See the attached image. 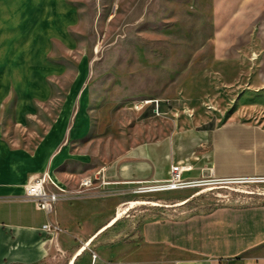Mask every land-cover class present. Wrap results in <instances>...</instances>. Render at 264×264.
I'll return each instance as SVG.
<instances>
[{"label":"crops","instance_id":"obj_1","mask_svg":"<svg viewBox=\"0 0 264 264\" xmlns=\"http://www.w3.org/2000/svg\"><path fill=\"white\" fill-rule=\"evenodd\" d=\"M212 5L216 21L237 20L244 23L241 29L261 21L264 11V0ZM86 94L79 90L56 115L20 103L8 115L15 117L9 124L0 109V264H247L264 258V205L206 210L190 205L194 192L174 190L166 197L183 199L161 197L159 208L131 207L125 216L121 211L141 198L135 191L140 182L168 178L172 164L190 167L183 174L188 180L264 175L261 126L230 111L220 122L186 116L172 135L148 136L119 153ZM101 168L103 182L82 187L81 195L59 201L51 213L25 198L26 185L44 172L74 191ZM48 222L60 231L47 235Z\"/></svg>","mask_w":264,"mask_h":264},{"label":"rangeland","instance_id":"obj_2","mask_svg":"<svg viewBox=\"0 0 264 264\" xmlns=\"http://www.w3.org/2000/svg\"><path fill=\"white\" fill-rule=\"evenodd\" d=\"M212 6V0H0L2 119L15 120L8 115L20 103L59 114L80 90L119 153L148 136L172 135L186 116L220 122L230 111L264 129V11L261 21L241 29L237 20L216 21ZM142 100L165 102L167 113L153 114L151 103L138 107ZM181 190L195 193L194 208L264 205V175ZM139 194L145 204L132 211L185 196Z\"/></svg>","mask_w":264,"mask_h":264},{"label":"built area","instance_id":"obj_3","mask_svg":"<svg viewBox=\"0 0 264 264\" xmlns=\"http://www.w3.org/2000/svg\"><path fill=\"white\" fill-rule=\"evenodd\" d=\"M151 103L152 104V113L156 115H164L165 113L160 109V101L158 100H142L137 102L138 107L143 108L145 105ZM191 169L188 166H183L182 164H172L170 168V173L168 178L164 180H153V181H143L140 182V186H138L135 191L137 193H154V192H167L174 190H181L190 187H198L206 184V182L211 181H222L215 180L213 178L203 177L201 179L196 180H188L184 178V171ZM104 177V169L101 168L98 170L93 177L85 178L78 190L71 191L65 187L59 185L51 176L50 173L44 172L43 174L36 176L33 178L25 188V198L32 200L36 203L37 207L44 211L45 213H51L56 204L64 199H71L81 195L84 191L82 187H92L95 181L103 182ZM147 203H151L146 201ZM146 203V204H147ZM153 204V205H157ZM129 212V211H128ZM43 230L47 233V235H51L53 233H57L60 231V227L57 224L46 223L43 226ZM85 248V247H83ZM93 260L97 259V254L92 252ZM247 264H264V258H255L250 260Z\"/></svg>","mask_w":264,"mask_h":264},{"label":"bare ground","instance_id":"obj_4","mask_svg":"<svg viewBox=\"0 0 264 264\" xmlns=\"http://www.w3.org/2000/svg\"><path fill=\"white\" fill-rule=\"evenodd\" d=\"M135 204H145V202H144V201H136V202H132V204H130V206H129L128 208H125V209H124V211H123L122 214L126 213V211H127L128 209H130L131 207H134ZM121 216H122V215H121ZM121 216H120V213H119V217H121ZM82 250H83V249H81L80 252H81Z\"/></svg>","mask_w":264,"mask_h":264},{"label":"trees","instance_id":"obj_5","mask_svg":"<svg viewBox=\"0 0 264 264\" xmlns=\"http://www.w3.org/2000/svg\"><path fill=\"white\" fill-rule=\"evenodd\" d=\"M164 106H165V102H161L160 103V109H161V111H164ZM211 126H212V124L209 125L208 127H211Z\"/></svg>","mask_w":264,"mask_h":264}]
</instances>
